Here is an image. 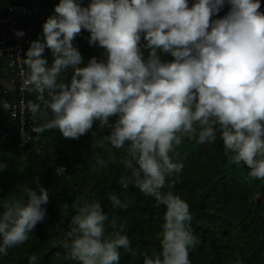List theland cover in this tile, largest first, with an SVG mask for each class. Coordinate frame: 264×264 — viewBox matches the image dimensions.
Here are the masks:
<instances>
[{
	"label": "clouds",
	"instance_id": "9594fccd",
	"mask_svg": "<svg viewBox=\"0 0 264 264\" xmlns=\"http://www.w3.org/2000/svg\"><path fill=\"white\" fill-rule=\"evenodd\" d=\"M261 7L260 0H59L19 56L27 69L21 91L35 96L26 110L33 119L50 117L32 128L37 139L52 130L78 140L94 125L109 129L102 142L124 152L117 183L164 207L159 252L142 253L143 264H190L199 243L190 205L173 191L177 180L169 179L183 171L170 154L185 139L199 145L219 139L230 163L264 181ZM82 30L90 47L103 50L87 64L74 46ZM0 109L10 112L13 105L0 99ZM96 166L107 164L97 156ZM7 167L0 161V172ZM34 183L24 190L26 199L0 200V256L26 243L47 218L50 193L39 177ZM82 199L61 246L76 264H119L121 249L132 252L124 222L110 218L100 201ZM108 200L113 210L132 203L114 192ZM29 262L36 264L37 257Z\"/></svg>",
	"mask_w": 264,
	"mask_h": 264
},
{
	"label": "trees",
	"instance_id": "16d2710c",
	"mask_svg": "<svg viewBox=\"0 0 264 264\" xmlns=\"http://www.w3.org/2000/svg\"><path fill=\"white\" fill-rule=\"evenodd\" d=\"M37 1L41 0H0V6L6 3L29 5ZM260 3L264 11V0ZM226 11L227 7L219 15ZM42 13L40 6L35 14L17 18V26L23 27L27 34L31 29L35 31L34 36L23 43V55L29 42L41 31L46 19ZM39 14L42 20L38 19ZM74 46L81 52L84 64L90 57L100 58L103 52L99 47L81 44L78 38ZM45 56L51 60L47 50ZM161 58L172 59L168 55ZM2 80L10 82L5 57H0V96L13 97L14 88L7 90ZM25 98L35 100L34 94L26 91ZM27 115L31 139L22 143L11 134L8 140L0 143V161L8 165L0 172V200L26 199L24 190L35 188L34 180L39 177L50 193L47 218L36 226L26 243L10 248L7 256H0V264H30L32 255L37 257L36 264H76L68 258L61 241L69 230L72 215L84 202L82 197L100 201L110 218L124 222V234L130 239L132 252L121 249L119 264H143L142 253H158L157 233L161 231L164 207L157 208L153 198L132 187L124 190L117 183L123 171L120 159L124 152L102 142V135H107L109 129L101 131L94 125L93 132L78 140L63 138L58 131L52 130L39 134L37 139L38 134L32 128L50 117L33 119L28 111ZM12 123L7 114L0 112V129ZM92 145H96L95 149ZM170 155L184 164L183 171L169 179L177 180L173 191L189 203L194 217L193 234L199 239L196 248L189 253L190 264H235L237 260L242 264H264V181L249 178L245 167L230 163L219 139L211 145L185 139ZM97 156L106 162V167L96 166ZM58 167H64L65 172L58 174ZM109 192L132 203L126 210H113L108 200ZM64 205H68L67 209Z\"/></svg>",
	"mask_w": 264,
	"mask_h": 264
},
{
	"label": "built area",
	"instance_id": "2783aa9c",
	"mask_svg": "<svg viewBox=\"0 0 264 264\" xmlns=\"http://www.w3.org/2000/svg\"><path fill=\"white\" fill-rule=\"evenodd\" d=\"M192 2L193 0H189V5ZM38 7V4L6 3L2 16H0V57H5L9 80L15 91L13 97L0 96V99L9 101L13 105V109L10 112L0 109V112L7 114L13 121L12 125L8 128L0 129V143L8 140L11 134L22 140L25 137H29L31 133V130L28 128L30 121L25 107L27 103L25 91H21L23 81L26 78L22 73H26V71L19 56H23V43L28 41L27 38L34 36L35 31L31 29L29 34H27V31L23 27L17 26V18L35 14ZM38 19L42 20L43 16L39 14ZM17 32H23L24 35L22 37L17 36ZM88 35L87 31L82 30L81 35L76 38L79 39L81 44L88 45ZM4 93L6 94L5 91ZM34 149L38 151L37 146H34Z\"/></svg>",
	"mask_w": 264,
	"mask_h": 264
},
{
	"label": "crops",
	"instance_id": "0c3cea01",
	"mask_svg": "<svg viewBox=\"0 0 264 264\" xmlns=\"http://www.w3.org/2000/svg\"><path fill=\"white\" fill-rule=\"evenodd\" d=\"M59 2V0H41V1H37L35 3H31V4H38L39 7L41 6L42 8V14L43 16L45 15V17L47 18L49 15L52 14V10L55 4H57ZM82 3H84L85 5L87 4L88 0H81ZM42 3H45L44 5H42ZM43 6V7H42ZM3 10V6H0V12L2 13ZM2 15V14H1ZM0 15V16H1ZM27 18V17H26ZM30 18V17H29ZM28 19V18H27ZM41 32V31H40ZM39 32V33H40ZM2 85L4 86V88H6L7 90H13V86L12 84L8 81V80H2Z\"/></svg>",
	"mask_w": 264,
	"mask_h": 264
},
{
	"label": "rangeland",
	"instance_id": "374dc122",
	"mask_svg": "<svg viewBox=\"0 0 264 264\" xmlns=\"http://www.w3.org/2000/svg\"><path fill=\"white\" fill-rule=\"evenodd\" d=\"M3 9H4V7H3ZM28 17V16H27ZM13 86V85H12Z\"/></svg>",
	"mask_w": 264,
	"mask_h": 264
}]
</instances>
